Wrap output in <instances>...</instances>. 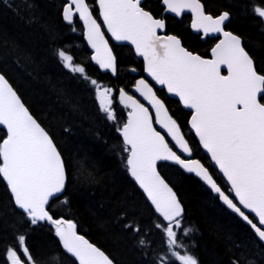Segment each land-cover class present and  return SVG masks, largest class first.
Listing matches in <instances>:
<instances>
[{
  "label": "snow or ice",
  "instance_id": "obj_1",
  "mask_svg": "<svg viewBox=\"0 0 264 264\" xmlns=\"http://www.w3.org/2000/svg\"><path fill=\"white\" fill-rule=\"evenodd\" d=\"M160 2L162 17L164 13L180 17L190 12L192 29L202 31L204 36L222 34L223 39L211 49L210 59L189 51L177 35L158 34L166 29V21L146 10L142 6L144 0H98L99 15L115 41H128L135 46L136 53L143 57L148 76L192 110L191 128L210 153L211 161L230 182L231 189L226 193L199 160L190 158L192 149L180 126L147 80L138 79L135 91L154 109L155 123L171 137L179 155L169 146L165 135L153 126L149 108L123 88L118 90L117 101L129 109L127 122L117 128L126 146L124 151L128 153V172L146 194L155 213L167 222L166 225L154 224V227L162 229L166 236L169 259L174 258L180 264H199L182 239L193 229L182 227L184 209L157 171V161H173L187 172L195 173L250 226L259 241L264 242V103L261 102L264 74L257 72L241 37L225 30V22L230 20L228 11L213 17L205 13L201 0ZM251 2L252 13L264 22V0L259 4L256 0ZM0 3L12 6L9 0H0ZM24 7L31 9L33 5L24 0ZM61 8L62 17L68 23L77 15L83 22L88 44L95 53L91 59L101 69L115 74L117 57L86 0H66ZM57 55L65 68L79 73L94 87L100 110L108 120L116 121L113 89L91 79L85 67L74 63L73 56L66 50H58ZM222 66L227 69V75L221 74ZM0 125L6 129V137L0 140V178L6 182L15 206L22 210L25 223L48 222L62 248L77 264H113L104 251L77 233L76 223L51 214L50 201L58 200L66 190L65 161L53 139L33 118L3 74H0ZM184 153L189 154L188 158H182ZM123 228L137 236L142 231L135 220L125 223ZM27 237L28 232H22L15 237L14 247L5 249V264H41L30 250ZM149 243L145 236H140V246ZM178 249H183V253ZM56 260L58 257L50 256L43 264H53ZM232 264L255 262L244 256L237 257Z\"/></svg>",
  "mask_w": 264,
  "mask_h": 264
},
{
  "label": "trees",
  "instance_id": "obj_2",
  "mask_svg": "<svg viewBox=\"0 0 264 264\" xmlns=\"http://www.w3.org/2000/svg\"><path fill=\"white\" fill-rule=\"evenodd\" d=\"M87 1L90 5L94 2ZM201 1L213 15L230 13L226 28L242 38L257 70L264 74V22L252 13L251 0ZM9 2L11 7L0 3V73L51 135L68 173L63 195L50 201L51 214L76 223L77 231L115 264H180L174 258L169 259L166 236L162 229L154 227L164 223L129 177L126 146L117 130L125 121L126 109L114 95L117 120H108L99 108L94 87L79 73L65 68L57 51L66 50L74 63L85 67L91 79L116 89H130L134 76L128 68H137L140 63L133 60L127 47L113 48L117 57L116 77L101 73L90 60L77 20L72 24L63 21V0H28L33 5L31 9L24 7V0ZM260 2L256 0L257 4ZM168 27L181 37L185 47L201 55H206L216 42L214 38L200 41L188 31L184 20L169 21ZM156 91L183 129L194 156L228 193V185L190 132V113L178 101L167 97L164 90ZM261 101L264 103V99ZM5 137L6 132L0 128V140ZM158 167L184 207L182 227L193 231L182 239L199 264H232L234 259L244 256L255 264H264V246L250 227L223 207L204 184L175 165L160 163ZM132 220L142 228L139 236L123 228ZM24 231L28 232L30 250L41 264L50 256L58 257L53 264H77L62 248L49 223H25L22 211L15 206L9 188L0 178V264H5V249L14 247L15 237ZM140 236L150 243L140 246ZM177 236L181 238L180 231ZM178 250L183 253V249Z\"/></svg>",
  "mask_w": 264,
  "mask_h": 264
},
{
  "label": "water",
  "instance_id": "obj_3",
  "mask_svg": "<svg viewBox=\"0 0 264 264\" xmlns=\"http://www.w3.org/2000/svg\"><path fill=\"white\" fill-rule=\"evenodd\" d=\"M66 1V0H65ZM87 2V1H86ZM201 3L203 4V2L201 1ZM96 4H97V7H98V10H99V5H98V0H96ZM204 5V4H203ZM91 8V7H90ZM92 10V9H91ZM100 11V10H99ZM204 11H205V7H204ZM223 12V11H222ZM221 12V13H222ZM185 13H189L190 15H191V20H192V14L190 13V12H185ZM205 13L206 14H210V13H207L206 11H205ZM171 14V13H170ZM220 14V13H219ZM218 14V15H219ZM173 15H175V14H173ZM210 15H212V14H210ZM93 16H94V18L97 20V22L98 23H100V25H101V30L104 32V34H105V38L108 40V42H109V46L111 47V44H110V40L109 39H111L114 43H117V44H127V45H129L132 49H133V51H134V53H135V55H136V57L137 58H139V59H141L142 61H143V65H144V60H143V57H141V56H139L137 53H136V51H135V46L134 45H132L130 42H128V41H115L112 37H111V34L107 31V29H106V26L103 24V21H102V17L99 15V20L96 18V16L93 14ZM213 17H216L217 15H212ZM77 17H78V15H77ZM63 18V17H62ZM64 20V19H63ZM78 20H79V22L81 23V25H82V28H83V34H82V38H83V40H84V42L86 43V45L88 46V48H89V50L91 51V56H90V58L95 54L94 53V49H92L91 48V46L88 44V41H87V38H86V30H85V28H84V25H83V22L79 19V17H78ZM64 22L65 23H68L67 21H65L64 20ZM228 22V21H227ZM227 22H225V26H226V24H227ZM224 26V27H225ZM190 28H191V22H190ZM191 30H192V32H194L195 34H199V33H201L202 34V39H205L207 36H204V34H203V32L201 31V32H197L196 30H194V29H192L191 28ZM225 30L226 31H231V30H229V29H226L225 28ZM162 31H164V30H161V31H159V32H162ZM231 32H233V31H231ZM233 34H236V33H234L233 32ZM236 35H238V34H236ZM208 37H218V40L216 41V43L211 47V49L217 44V43H219V40L220 39H223V36H222V34H220V33H216V34H211V35H209ZM242 39V38H241ZM242 43H243V40H242ZM183 44V43H182ZM185 47V46H184ZM112 48V47H111ZM211 49L209 50V55L208 56H202V57H204V58H206V59H210L211 58ZM113 50V49H112ZM189 50V49H188ZM246 50V49H245ZM190 51V50H189ZM247 51V50H246ZM248 52V51H247ZM194 54H198V53H196V52H193ZM113 54H114V52H113ZM115 55V54H114ZM198 55H200V54H198ZM250 55V54H249ZM251 56V55H250ZM91 61H92V63L93 64H95L97 67H98V69L101 71V72H103V73H106V72H108V73H110V75L111 76H113V77H115L116 76V73L115 74H113L111 71H109V70H104V69H101L100 67H99V65L95 62V61H93L92 59H91ZM254 61V60H253ZM254 65H255V63H254ZM256 67V66H255ZM132 69H135V68H130V72L131 73H133V74H137V70L136 71H132ZM257 70V69H256ZM258 72V71H257ZM259 73V72H258ZM0 74H2V73H0ZM221 74L222 75H227V69L224 67V66H222L221 67ZM261 74V73H260ZM6 78V77H5ZM141 78H144L145 80H147L148 82H149V84L150 85H152V87H153V90L155 91V87L156 88H164L163 86H161V85H158V84H156V82L154 81V80H152V78L150 77V76H148V74L144 71V75L143 76H140V77H137L136 78V80H135V82L138 80V79H141ZM7 79V78H6ZM8 80V79H7ZM9 81V80H8ZM10 83V82H9ZM135 84V83H134ZM134 84H133V86L131 87V91H132V93H129L128 92V94L129 95H132V96H134L137 100H139L142 104H144L145 105V107H148L149 108V111H150V113H152V115H153V126L157 129V131H160L161 132V134H164L165 135V139L169 142V146L170 147H172L173 145H174V141H172V139H171V137H169V136H167L166 134H165V132H164V130L163 129H161L160 128V126L158 125V124H156L155 123V119H154V117H155V113H154V109H152L151 108V106L148 104V102L138 93V92H136L135 91V88H134ZM10 85L13 87V85L10 83ZM13 89L16 91V89L13 87ZM165 89V92H166V94L168 95V97H170V98H172V99H176L177 101H179V98L178 97H175V96H173L172 94H170V93H168L167 92V89L166 88H164ZM156 92V91H155ZM16 93H17V95L20 97V95L18 94V92L16 91ZM157 94V93H156ZM117 96H118V94H117ZM157 96L160 98V99H162L158 94H157ZM20 99H21V101H22V103L25 105V103L23 102V100H22V98L20 97ZM163 100V99H162ZM164 101V100H163ZM164 103H165V101H164ZM179 103L181 104V106H182V108L185 110V111H188V112H190V116H189V118H188V125H189V128H190V131L192 132V134L194 135V137H195V139H196V141L198 142V144H199V146H200V148H201V150L205 153V155L210 159V161H211V157H210V153H208L207 152V150L206 149H204L203 148V146H202V144L199 142V137L196 135V133H195V130L194 129H192L191 128V124H190V120H191V115H192V110H190V109H188V108H185L184 107V105H183V103L182 102H180L179 101ZM121 106H123L122 104H121ZM165 106L167 107V104L165 103ZM25 107L28 109V107L25 105ZM124 107V106H123ZM168 108V107H167ZM29 110V109H28ZM128 111H129V109H128ZM128 111L126 112V120H125V123L127 122V113H128ZM168 111H169V109H168ZM29 112H30V114L33 116V118L34 119H36V117L31 113V111L29 110ZM169 114L171 115V113H170V111H169ZM172 116V115H171ZM173 117V116H172ZM174 119V118H173ZM37 120V119H36ZM37 122L40 124V122L37 120ZM178 123V122H177ZM41 125V124H40ZM178 125H179V123H178ZM180 126V125H179ZM41 127H43L42 125H41ZM0 128H3L5 131H6V129L4 128V126H2V125H0ZM44 128V127H43ZM45 129V128H44ZM180 129H181V132H182V134L184 135V137H185V139L187 140V138H186V136H185V134H184V132H183V130H182V128H181V126H180ZM45 131H46V129H45ZM49 134V133H48ZM49 136H50V134H49ZM51 137V136H50ZM52 138V137H51ZM121 138H122V141H123V137H122V135H121ZM188 141V140H187ZM54 142V141H53ZM55 143V142H54ZM172 144V146H171V144ZM189 143V142H188ZM189 147L191 148V146H190V144H189ZM192 149V148H191ZM59 150V149H58ZM173 150L174 151H177V154L179 155V154H181L180 153V151L176 148V147H173ZM188 155L189 154H187V153H184L183 155H182V158H188ZM127 156H128V154H127ZM191 159H197V158H195L194 157V154H193V150H192V153H191V157H190ZM197 160H199V159H197ZM200 161V160H199ZM201 162V161H200ZM159 163H170V164H174V165H176V166H178L183 172H185L186 174H191V175H193L195 178H197L201 183H203L205 186H206V188L207 189H209L210 191H211V193L214 195V196H218V194L217 193H215L214 191H212V189H211V187L209 186V185H207V183L205 182V181H203L200 177H198V176H196L195 175V173H189V172H187L186 170H184L183 168H181L179 165H177V164H175V162H173V161H157V171L159 172V174L161 175V177L166 181V183H168L167 182V180L162 176V174L160 173V171H159V168H158V164ZM202 163V162H201ZM211 163H212V165L215 167V169L219 172V174L221 175V177L225 180V182L228 184V186L230 187V189H231V185H230V182H228L227 181V178L223 175V173L222 172H220V170H219V168H218V166L217 165H215V163L213 162V161H211ZM203 164V163H202ZM204 165V164H203ZM205 166V165H204ZM206 167V166H205ZM207 168V167H206ZM208 169V168H207ZM209 170V169H208ZM209 173L211 174V172L209 171ZM128 174H129V177L133 180V182L137 185V187L141 190V192L144 194V196H145V198L147 199V197H146V194L143 192V190L140 188V186H139V184L134 180V178L133 177H131V175H130V173L128 172ZM212 175V174H211ZM213 179L215 180V178L213 177ZM216 181V180H215ZM216 183H217V181H216ZM66 184H67V182H66ZM169 184V183H168ZM218 184V183H217ZM169 186L173 189V187L169 184ZM218 186H220L219 184H218ZM223 190V189H222ZM173 191L175 192V190L173 189ZM176 193V192H175ZM233 194V196L235 195L234 193H232ZM177 195V194H176ZM177 198H178V200H179V197H178V195H177ZM218 200H219V202H220V204L223 206V207H225L229 212H231L232 214H234L235 216H237L243 223H245L246 225H247V223L245 222V221H243L236 213H234L231 209H229L228 207H227V205H225L224 203H223V201L222 200H220V198H219V196H218ZM147 201H148V199H147ZM180 201V200H179ZM234 202H236L235 200H234ZM148 203L150 204V201H148ZM180 203H181V201H180ZM150 206H151V204H150ZM181 206L183 207V205H182V203H181ZM17 207V206H16ZM152 208H153V210H154V207L153 206H151ZM18 208V207H17ZM19 209V208H18ZM183 209H184V207H183ZM243 210V209H242ZM22 211V210H21ZM244 211H246V214H247V210H244ZM155 212V211H154ZM157 214V213H156ZM184 214V213H183ZM158 216H159V214H157ZM159 218L163 221V218L162 217H160L159 216ZM164 223H166L167 224V222L166 221H163ZM247 226H249V225H247ZM250 227V226H249ZM251 229V228H250ZM252 230V229H251ZM78 233V232H77ZM254 233V232H253ZM79 235H82V234H80V233H78ZM255 234V233H254ZM84 236V235H83ZM256 236V235H255ZM85 237V236H84ZM86 238V237H85ZM59 239V238H58ZM87 239V238H86ZM257 239H258V237H257ZM88 240V239H87ZM259 240V239H258ZM90 242V241H89ZM261 242V241H260ZM90 243H92V242H90ZM261 244L264 246V242H261ZM95 245V244H94ZM96 246V245H95ZM98 247V246H97ZM99 248V247H98ZM103 251V250H102ZM106 254V253H105ZM107 255V254H106ZM113 264H115L114 262H113Z\"/></svg>",
  "mask_w": 264,
  "mask_h": 264
},
{
  "label": "flooded vegetation",
  "instance_id": "obj_4",
  "mask_svg": "<svg viewBox=\"0 0 264 264\" xmlns=\"http://www.w3.org/2000/svg\"><path fill=\"white\" fill-rule=\"evenodd\" d=\"M91 5H92V7H93V12L95 11V12H97V14H98V9H97V6H96L95 1H94ZM142 6L145 7L146 10L151 11L152 14H153L155 17H157V18H164V19H165V21H166V29H165L164 31H162V32H158V34H161V35H164V34L177 35V36L181 39V37H180L178 34H176V33L172 32V31H170V29H169V27H168V23H169V21H171V23H173V22H176V21L179 22V21H181V20H184V24H185L186 28L188 29V31H189L191 34H193L194 36L198 37V39H199L200 41H206L207 39H212V38H214L215 41H217V39H218V38H216V37H208V36H207L205 39H202V34H201V33H199V34H195L194 32H192V30H191V28H190L191 15H190L189 13H183L180 17H176L175 15L170 14V13H164V15H163V17H162V16H161V13L163 12V5L161 4L160 0H144V3L142 4ZM73 20H74V21H75V20L78 21L77 16H74V19H73ZM176 24H178V23H176ZM181 41H182V39H181ZM110 42H111L112 47L115 48L116 50H120V48H121V47H124V46L127 47V48L130 50L131 54H132L133 60H134L136 63L139 62V63H140V66H142V72H140V69H141L140 66H138L137 68H136V67H129V68H128L129 72H130V68H135V69L137 70V74H133V73L130 72V73L134 76V81H133V83H135V79H136L137 77H140L141 75H143V68H144L143 61H142L141 59H139V58L136 57V55H135L133 49H132L129 45H127V44H117V43H114V42L111 41V40H110ZM182 43H183V41H182ZM187 49H188V48H187ZM189 50H190V49H189ZM190 51H191V50H190ZM192 52H193V51H192ZM208 54H209V51H208L207 54L204 55V56H207ZM133 83H132V85H133ZM114 89H115V88H114ZM126 91L132 93V91H131V87H130L129 90H126Z\"/></svg>",
  "mask_w": 264,
  "mask_h": 264
},
{
  "label": "rangeland",
  "instance_id": "obj_5",
  "mask_svg": "<svg viewBox=\"0 0 264 264\" xmlns=\"http://www.w3.org/2000/svg\"><path fill=\"white\" fill-rule=\"evenodd\" d=\"M77 31H78V33H80V31L77 29ZM74 62V61H73ZM99 83V82H98ZM99 84H101L102 86H104V87H109V88H112V87H110V86H106V85H104V84H102V83H99ZM113 89V88H112ZM114 95H116V93H115V90L113 89V105H114Z\"/></svg>",
  "mask_w": 264,
  "mask_h": 264
}]
</instances>
